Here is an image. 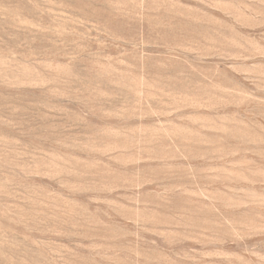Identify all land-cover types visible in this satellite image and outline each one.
Masks as SVG:
<instances>
[{
    "label": "rangeland",
    "instance_id": "1",
    "mask_svg": "<svg viewBox=\"0 0 264 264\" xmlns=\"http://www.w3.org/2000/svg\"><path fill=\"white\" fill-rule=\"evenodd\" d=\"M0 264H264V0H0Z\"/></svg>",
    "mask_w": 264,
    "mask_h": 264
}]
</instances>
